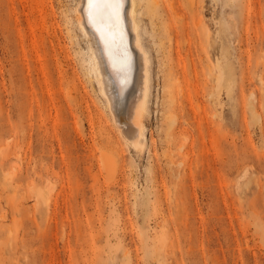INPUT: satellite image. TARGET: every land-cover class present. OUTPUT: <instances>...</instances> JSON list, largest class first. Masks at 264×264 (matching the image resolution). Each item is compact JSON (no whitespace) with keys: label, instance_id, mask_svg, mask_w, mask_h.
<instances>
[{"label":"rangeland","instance_id":"1","mask_svg":"<svg viewBox=\"0 0 264 264\" xmlns=\"http://www.w3.org/2000/svg\"><path fill=\"white\" fill-rule=\"evenodd\" d=\"M53 2L46 27L50 0H0V264H264V0L143 1L139 145L88 69L78 0Z\"/></svg>","mask_w":264,"mask_h":264},{"label":"bare ground","instance_id":"2","mask_svg":"<svg viewBox=\"0 0 264 264\" xmlns=\"http://www.w3.org/2000/svg\"><path fill=\"white\" fill-rule=\"evenodd\" d=\"M143 1L144 0H78L77 6H76V13L78 14L77 15L78 16L77 21H78L81 29L89 37L88 39H90V47L89 48H90V52H91L90 55H91V65H92L91 67L92 68H88V69H92V71L94 72V74H95L94 77H96L94 79H97V81L100 85V91L102 92L103 96L105 97V99L107 101L106 103H107L111 113L113 114L112 116H114L116 123L118 124V126L121 127L125 136L128 137L136 145H139L141 143V140H142L141 137L145 134V117L149 111L148 101H149L150 88H151V84H150L151 83L150 56H149L148 50L146 49V47L144 45L143 38H142V32H141V21H142L141 16L145 12V7L143 4ZM29 2H31V0H29ZM164 4H166V3H164ZM44 7H45V9L43 10V12H41V17H38L36 15V11L34 9L32 10V12H34V15H33L34 21L31 20L30 22L41 21L43 26L44 25L46 27L48 26L47 24L50 21L49 18H55L57 16L56 15L57 10L55 9V4H54L53 0H50V5L45 4ZM147 7L149 8V6H146V10H147ZM174 7H176V6H174ZM24 8H26L25 5H24ZM177 10H178V7H177ZM14 11H15V9L12 8V21H14L13 20L14 19ZM150 12H152V11H150ZM175 12L177 14V11H174V13ZM162 16H163V14H162ZM24 20H27V19L20 18V16L16 17L17 26L19 27L20 32L22 30V32H21L22 39L20 37L19 38L25 42L27 37L29 38L30 36H28V33L24 30L26 27L24 29L22 28ZM28 20H29V18H28ZM165 20H166V18H165ZM51 21H53V20H51ZM39 24H41V23H39ZM152 25H153V23H152ZM157 25H159V23ZM20 26H22V27H20ZM32 27H33L34 36H35L34 40H37V41L41 40V42H42V40H46V38L49 37L48 35L46 36L43 32H38V30H37L38 24H32ZM39 27H41V26H39ZM58 27H60V26H58ZM49 29H50V26H49ZM53 29H55V28H53ZM69 32L70 31H68V33ZM17 33H18V31H17ZM45 33H47V32H45ZM168 34H169V32H168ZM16 36H18V34ZM50 39H52V38H50ZM85 39H87V38H85ZM21 40H19V42ZM13 47H15V46H13ZM57 50H58V48H57ZM59 51H60V49H59ZM24 53L26 54L25 51H24ZM36 54H40V52L36 53ZM23 56H25V55L23 54ZM26 58L27 57H25V59ZM88 58H89V55H88ZM21 59H23V58H21ZM60 60H62V59H60ZM40 66H42V65L40 64ZM218 66H219V68H218V73H217V77H216L217 78V81H216L217 86L216 87L221 86L222 82H224L225 77H226L225 76V70H224L223 66L220 63H218ZM56 67H58V65ZM27 70L28 69H26V71ZM29 74H30V72H29ZM65 74H63V76ZM91 74H89V76ZM55 76H57V75H55ZM173 78H174V76H172V75L169 77L170 80H172ZM92 79L90 78V81ZM25 89H26V86H25ZM217 90H218V92H220L219 88H217ZM68 93H69V89H68ZM68 93H67V95L70 98L71 94L69 95ZM74 96H76V95H74ZM29 97H30V95H29ZM175 97H176V95H175ZM27 107L29 108V106H27ZM27 111H29V110H27ZM22 130H25V129H22ZM27 130H28V128H27ZM17 132H20V131H17ZM21 132H23V131H21ZM23 134H24V132H23ZM28 134H30V133H28ZM29 138H28V140H29ZM16 139H18V138H16ZM16 141H18V140H16ZM40 143H41V141H40ZM31 144H33V143H31ZM16 145H18V144H16ZM46 145H48V143ZM41 147H40V149H41ZM139 148H137V149H139ZM13 151H14V149H13ZM21 151L22 150L20 149V152ZM14 155H16V154H14ZM28 159H30V158L28 157L27 160ZM99 159H100L101 163L104 165V167H106L108 170H111V168L113 166L112 160L104 151L101 152ZM30 160H28V161H30ZM25 162H23V163H25ZM7 179H8V177H7ZM11 179H12V177H11ZM12 181H14V180L12 179ZM43 196H44V194H43ZM42 200H43V198H42Z\"/></svg>","mask_w":264,"mask_h":264}]
</instances>
